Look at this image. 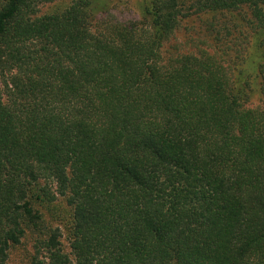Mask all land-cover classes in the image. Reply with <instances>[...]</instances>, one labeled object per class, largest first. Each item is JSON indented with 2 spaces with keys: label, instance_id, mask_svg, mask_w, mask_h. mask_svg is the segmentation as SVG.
Here are the masks:
<instances>
[{
  "label": "trees",
  "instance_id": "obj_1",
  "mask_svg": "<svg viewBox=\"0 0 264 264\" xmlns=\"http://www.w3.org/2000/svg\"><path fill=\"white\" fill-rule=\"evenodd\" d=\"M100 1L0 5V70L17 72L7 104L0 84V264L41 218V175L72 209L77 264H264V64L249 107L232 28L215 51L163 52L194 15L246 9L264 33V0H144L131 25L99 21ZM40 245L32 264H73L55 234Z\"/></svg>",
  "mask_w": 264,
  "mask_h": 264
},
{
  "label": "rangeland",
  "instance_id": "obj_2",
  "mask_svg": "<svg viewBox=\"0 0 264 264\" xmlns=\"http://www.w3.org/2000/svg\"><path fill=\"white\" fill-rule=\"evenodd\" d=\"M2 2L3 0H0V5ZM67 3L64 1L58 6L41 5L39 10L41 14H46L54 9L63 8ZM143 4L144 0H102L98 4L101 7L98 20L113 24H134L141 20ZM249 14V11L244 9L231 14L209 13L183 18L176 32L166 39L163 48L164 56L176 57L187 53L199 54L204 51H215V35L219 27L232 28L233 35L229 38H238L232 53L238 55H236L235 66L226 67L236 85L249 84L248 93L250 94L247 106L257 107L261 100L259 66L264 64V33L252 29ZM1 63L2 101L7 104L10 99V91L6 86L10 85L11 78L17 75V72L7 64L4 55L1 58ZM39 180V192H35L33 201L35 210L40 212L41 218L36 226L27 230L21 243L11 249L9 264H32L36 256L46 257L47 252L40 248V244L48 240L52 234L57 237L62 252L72 260L73 264H77L71 250L72 209L68 205L67 198L61 195L52 178L41 175ZM43 190L48 193L47 196L42 192Z\"/></svg>",
  "mask_w": 264,
  "mask_h": 264
}]
</instances>
